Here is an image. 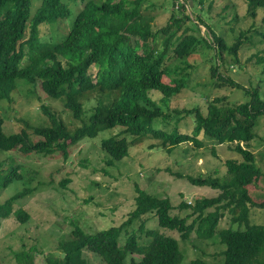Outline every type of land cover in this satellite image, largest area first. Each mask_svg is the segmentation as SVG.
Masks as SVG:
<instances>
[{
    "label": "trees",
    "instance_id": "obj_1",
    "mask_svg": "<svg viewBox=\"0 0 264 264\" xmlns=\"http://www.w3.org/2000/svg\"><path fill=\"white\" fill-rule=\"evenodd\" d=\"M143 1L85 0L83 7L73 13L63 0H41L34 11L32 0H0V100L11 99V92L19 82L28 83L30 92L37 85L48 97L60 99L68 114L80 122L70 129L63 118L41 104L40 111L47 117V124L31 127L32 133L40 137L32 142L24 129L19 133L3 131V112L0 151L19 145L16 150L23 157L30 153L48 155L58 149L66 154L67 140L71 143L93 140L101 131L120 127L123 131L97 140L108 165L123 160L130 145L145 137L156 138L159 147L169 148L187 140L199 145L197 135L201 132L219 142H227L239 157L225 161L228 179L214 176L195 179L188 175L194 184L224 190L216 197L197 201L190 222L187 221L189 214H171L172 205L167 197H158L136 186L135 207L125 221L92 233L79 232L76 239L60 242L57 251L48 254L44 262L90 264L83 255L87 250L99 256L104 264H181L176 238L160 233L158 227L145 228L144 221L137 229L131 225L144 215L154 213L158 226L178 232L184 240L195 226L199 234L211 236L218 219L224 216L218 213L223 207L230 215L231 226L219 232L226 246L222 264H264V225L251 224L248 219L250 207H264V201H253L248 190L260 176L254 153L249 150V142L255 136L253 128L264 114V100L258 90L243 89L247 100L237 104L226 106L222 103L225 99L221 98L209 101L206 114L198 107L163 111L150 94L159 92L161 102L166 105L171 96L186 87L187 68L191 66L187 60L196 53H208L214 85L242 88V84L225 74L227 60L224 59L225 53L236 56L242 33L229 45L225 36L213 29L206 15L217 0H171L168 22L162 30L152 31V17L140 9ZM226 1L224 6L228 8ZM246 3L254 16L259 8H264V0H246ZM68 18L71 22L62 39L40 35L41 24H56ZM201 27L205 28L204 32ZM161 43L165 47L160 50ZM92 65L97 71L95 80L88 73ZM89 94L95 96L96 102L85 122L82 115L90 108L87 105L92 99L84 98ZM188 115L194 117L192 134L176 127ZM159 119L163 126L175 123V127H156ZM9 170L12 174L3 175L0 188H7L18 179L14 177L18 175L17 168L11 166ZM36 171L32 169V179L40 181ZM59 185L64 187L65 181ZM22 194L0 203V218L11 215L12 204ZM208 207L215 209L204 214ZM13 213L21 222L29 218L22 209ZM11 251L16 264H37L34 254L43 252L35 244L28 249L22 245ZM190 264L207 262L195 258Z\"/></svg>",
    "mask_w": 264,
    "mask_h": 264
},
{
    "label": "rangeland",
    "instance_id": "obj_2",
    "mask_svg": "<svg viewBox=\"0 0 264 264\" xmlns=\"http://www.w3.org/2000/svg\"><path fill=\"white\" fill-rule=\"evenodd\" d=\"M84 1L63 0L73 13L83 7ZM226 2L217 0L206 19L212 22L214 30L225 36L229 45L242 33L236 56L224 54V59L227 60L225 74L242 84V88L214 85L210 79L208 53L192 54L187 60L191 66L187 68L189 75L185 88L171 96L166 105L161 102L159 92H150L163 111L198 107L206 114L209 101L216 98L225 99L222 103L226 106L246 101L247 95L243 91L245 88L258 90L260 98L264 100V8H259L254 16L248 10L246 0H228V8L224 6ZM40 3L41 0H32V11ZM171 5V0L143 1L140 9L142 13L152 17V31L159 28L162 30L166 25L171 15ZM70 22L68 18L56 24H41L40 35L47 39H62ZM204 30L201 27V31ZM164 47L163 43L159 45L160 50ZM233 57L237 60H233ZM220 70L223 71V68ZM88 73L93 80L96 79L94 65L89 68ZM28 91V83L19 82L18 87L11 92V99L0 100V115L4 112L2 127L5 133H19L24 129L32 142L40 139L32 133L31 127L47 124V117L40 111L41 104L63 118L70 129L79 125L80 122L64 109L60 99L48 97L37 85L34 92ZM84 99H92L87 105L90 108L85 107L88 111L85 110L82 115L86 122L96 98L89 94ZM261 116L253 128L255 136L249 142V150L254 153L260 176L248 190L253 201L258 203L264 201V114ZM193 120V115H188L176 127L179 131L192 134L195 125ZM155 126L172 129L175 123L163 126L159 119ZM114 128L112 131L108 129L99 132L93 140L84 139L75 143L67 140L66 154L58 149L48 155L30 153L23 157L16 150L19 145L9 151H0V180L4 174H12L9 170L11 166L17 168L18 174V179L5 190L4 187L0 188V203L18 193H24L12 204L11 215L0 218V264H16L11 250L22 245L28 249L31 244L43 250L42 253L35 252V263L45 264V257L57 251L60 242L76 239L79 232L92 233L120 225L135 207L136 186L158 197H167L172 205L171 214H189L187 221L190 222L194 217L192 208L197 201L216 197L224 190L222 187L194 184L189 181L188 175L195 179L201 176L228 179L225 161L239 157L227 142H219L201 132L197 135L199 145L187 140L173 147L168 146L169 148L159 147V140L156 138L145 137L130 145L123 160L108 165L106 155L97 140L103 135L111 136L123 131L120 127ZM123 136L126 134L120 137ZM127 139L130 140L131 137L127 136ZM33 168L37 170L35 173L40 181L32 179ZM62 180L65 181L64 187L59 185ZM184 205L187 206L184 208ZM17 209L28 214L29 218L25 222H21L13 213ZM214 209L208 207L204 214ZM218 213H224V216L218 219L211 236L199 234L195 226L184 240L178 232L158 226L154 213L135 220L131 227L137 229L144 221L145 228L158 227L160 233L176 238L182 255L181 264H190L195 258L202 259L207 264H222L226 246L221 242L219 232L231 225L227 209L222 207ZM248 219L251 224L264 225V207H250ZM232 227L236 228V225ZM83 255L90 264H104L92 252L84 250Z\"/></svg>",
    "mask_w": 264,
    "mask_h": 264
},
{
    "label": "bare ground",
    "instance_id": "obj_3",
    "mask_svg": "<svg viewBox=\"0 0 264 264\" xmlns=\"http://www.w3.org/2000/svg\"><path fill=\"white\" fill-rule=\"evenodd\" d=\"M14 177H17V176L15 175ZM9 185H10V184H9ZM9 185H8V186H9ZM8 186H7V187H8ZM5 189H6V187L4 188V190H5Z\"/></svg>",
    "mask_w": 264,
    "mask_h": 264
}]
</instances>
